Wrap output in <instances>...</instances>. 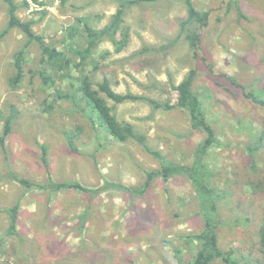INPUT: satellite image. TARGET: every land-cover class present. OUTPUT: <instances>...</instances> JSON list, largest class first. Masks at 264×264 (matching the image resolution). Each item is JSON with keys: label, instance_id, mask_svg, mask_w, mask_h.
I'll list each match as a JSON object with an SVG mask.
<instances>
[{"label": "rangeland", "instance_id": "1", "mask_svg": "<svg viewBox=\"0 0 264 264\" xmlns=\"http://www.w3.org/2000/svg\"><path fill=\"white\" fill-rule=\"evenodd\" d=\"M23 1L16 0L18 4ZM28 1L30 7L21 8L19 17L38 21L34 32L59 50L66 49V28L78 17H87L90 26L102 28L119 8V0H69L65 4L42 0V6ZM193 1L198 10L214 11L209 26L200 32L203 55L214 63L215 78L204 62L194 58L184 36L176 41L188 16L183 0L128 8L129 45L118 53L110 41H103L93 54L97 68L88 66L86 72L95 89L108 79L117 93L175 105L173 85L191 69H199L193 88L219 140L205 159L211 185L222 196L219 247L232 249L241 264H264L258 236L264 225V147L253 158L255 168L248 152L262 130L264 110L218 77V73L234 77L264 99V0ZM7 23V6L0 0V136L7 117L15 115L5 147L0 144V264L190 262L199 248L193 235L203 231L204 220L185 176L167 183L155 180L143 194L109 189L95 197L73 190L26 191L13 178L40 184L50 179L78 181L86 187L109 181L138 189L145 183L146 171L161 165L135 140L118 142L97 121L93 126L71 102L57 101L56 90L68 91L69 81H58L53 88L43 84L36 42L27 48L22 81L13 88L15 55L28 39L18 29L7 31ZM73 76L78 87L77 72ZM220 83L229 85L231 92ZM102 95L118 120L145 135L149 146L167 162L192 164L204 136L191 129L188 112L178 107L154 109L146 100L115 104ZM47 102L54 104L51 111L46 110ZM64 132L77 135V151L69 146ZM44 150L48 163L43 160ZM17 203V235H8L6 209ZM83 213L87 223L81 228Z\"/></svg>", "mask_w": 264, "mask_h": 264}, {"label": "trees", "instance_id": "2", "mask_svg": "<svg viewBox=\"0 0 264 264\" xmlns=\"http://www.w3.org/2000/svg\"><path fill=\"white\" fill-rule=\"evenodd\" d=\"M30 1L38 6L43 5L42 0ZM68 1L69 0H61V4H65ZM158 1L161 0H119V8L116 13L112 15L110 22L102 28L90 26L87 17H78L66 28V35L63 38V44H65L64 48L66 49L59 50L53 44L47 43L43 35H38L34 32L33 26L38 21L35 19L25 21L19 17L18 11L21 8L28 9L30 7V2L28 0H24L22 4H18L16 0H2L7 6L8 23L6 30L18 29L28 39L25 47L15 55L14 64L17 72L14 77L11 78L10 85L13 88H17L22 81L27 48L30 44L36 42L41 51V70L39 69L38 72L42 78L43 84L46 87L53 88L58 81H60V83L69 81L68 91L61 88L55 89L57 101L65 100L71 102L73 108L88 117L93 126H95V122L97 121L100 127L116 141L125 143L129 140H135L161 165L158 170L146 171L145 183L138 189H132L121 183L109 181H105L104 184L99 187H86L78 181H56L50 179L47 183L40 184L31 182L25 178L16 176L13 178L26 189V191L38 189L52 194L65 190H73L95 197L109 189L122 190L132 194H143L155 180L161 179L167 183L175 177L185 176L191 183L199 203V213L204 220L203 231L193 235V239L199 242V248L193 256V259L187 264H212L217 260H221L225 264H241V260L233 257L234 251L232 249L223 251L219 247L218 229L224 222L219 212L222 196H220L211 185V175L205 161L210 149L218 145L219 140L212 124L208 121L200 96L193 88L199 69H191L178 85H173V89L177 93V102L175 105H172L170 102L161 103L154 99H146L132 93H117L113 90L108 79H104L103 82L98 83L97 89H95L91 75L86 72L88 66L97 68V64L93 59V54L103 41H110L115 46V50L118 53L122 52L129 45L130 29L125 23V15L128 8ZM183 1L187 5L188 16L187 19L181 23L180 35L176 38V41L184 36L189 42L194 58L199 61V63L204 62L207 71L215 78L217 71L214 63L211 62L207 56L203 55L201 46L202 33L200 32V29L202 30L209 26L211 15L214 11L213 9L207 11L198 10L193 0ZM233 2L237 3L238 0H230L229 3L231 4ZM194 25L198 26L197 29H192ZM1 36H3V33L0 37ZM238 61L242 62L244 60L238 59ZM73 72H77L78 74L76 78L77 82H79L78 87H76L73 82ZM218 75L219 78L227 81L231 87L240 90L245 98L264 110L263 98L248 90L247 86L237 81L234 77L223 73H218ZM219 85H222L223 89L227 92H231L232 90L229 85H223L221 83ZM102 93L113 100L115 104L146 100L154 109H164L168 111L172 110L174 107H178L188 112L191 129L204 136L203 141L195 150V159L192 164L185 165L167 162L160 151L153 150L149 146L145 135L139 134L133 125L118 120L113 112V108L108 105ZM45 107L47 111H51L54 108V104L48 103ZM14 119V114L8 116L6 119L4 133L0 136V144L3 147H5L7 137L12 131V122ZM64 135L72 150L77 151L74 141L77 135L67 132H64ZM263 147L264 119L262 122V130L258 133L255 143L248 149L250 157L252 158L251 168H255L253 158L256 157ZM43 160L45 163H48L45 150L43 152ZM19 209V203L6 209V213L9 216L8 235H17ZM84 215L85 213H83L80 218L81 228L87 223V217ZM258 236L259 250L264 259V225L259 229Z\"/></svg>", "mask_w": 264, "mask_h": 264}]
</instances>
